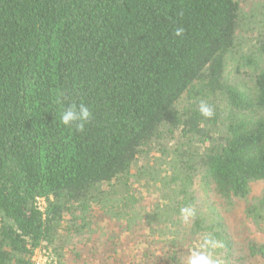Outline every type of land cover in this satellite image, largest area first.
Returning a JSON list of instances; mask_svg holds the SVG:
<instances>
[{
    "label": "trees",
    "instance_id": "16d2710c",
    "mask_svg": "<svg viewBox=\"0 0 264 264\" xmlns=\"http://www.w3.org/2000/svg\"><path fill=\"white\" fill-rule=\"evenodd\" d=\"M205 233L264 264V0H0V264H186Z\"/></svg>",
    "mask_w": 264,
    "mask_h": 264
},
{
    "label": "clouds",
    "instance_id": "9594fccd",
    "mask_svg": "<svg viewBox=\"0 0 264 264\" xmlns=\"http://www.w3.org/2000/svg\"><path fill=\"white\" fill-rule=\"evenodd\" d=\"M183 34V29L178 28L175 30L174 35L180 37ZM198 111L202 117L211 120L215 117V106L206 101L201 100L197 105ZM91 117L87 106L81 104L77 106H69L61 115V121L65 125H75L77 130H82L84 123ZM197 215L196 209L190 204L180 208V216L184 223H188L195 219ZM225 247L223 240L218 239L211 233H205L200 243L194 247L186 258V264H224L223 259L220 257L219 252ZM170 256L175 255V250L169 253Z\"/></svg>",
    "mask_w": 264,
    "mask_h": 264
},
{
    "label": "rangeland",
    "instance_id": "374dc122",
    "mask_svg": "<svg viewBox=\"0 0 264 264\" xmlns=\"http://www.w3.org/2000/svg\"><path fill=\"white\" fill-rule=\"evenodd\" d=\"M262 187H263V184L262 183H255V184H253L252 185V193H251L252 196L259 195V193L262 190ZM39 206L40 207H43V205H42L41 202L39 203ZM240 206L242 207V204H240ZM237 213H238V216L237 217H240L239 211ZM115 227H116V229L118 231L119 230V226H118L117 223H115ZM108 235H109V233L106 230V227L105 226H100L99 228H95V237H96V245H95V247L97 249H94L93 252H96L97 255H99V253L102 254L101 252L104 251V248L102 247L104 245L102 243H103L104 240L107 239ZM254 237L256 238L257 241H259L261 243H264V233H262V234L256 233L254 235ZM35 252H37V257H36L37 260H39L40 257H46L47 260L55 261L56 264H82V261H83V259L77 260V259L71 257L69 254L66 255L65 260L63 261V260L58 259V258H49L46 250H40V249H38Z\"/></svg>",
    "mask_w": 264,
    "mask_h": 264
},
{
    "label": "built area",
    "instance_id": "2783aa9c",
    "mask_svg": "<svg viewBox=\"0 0 264 264\" xmlns=\"http://www.w3.org/2000/svg\"><path fill=\"white\" fill-rule=\"evenodd\" d=\"M42 203V205H43V202H42V200L41 199H39L38 200V206H39V203ZM42 208L43 207H40L39 206V209L42 211ZM37 252H35V254H34V256H33V258H32V264H56V262L55 261H52V260H47V258L46 257H40V259L39 260H37Z\"/></svg>",
    "mask_w": 264,
    "mask_h": 264
}]
</instances>
